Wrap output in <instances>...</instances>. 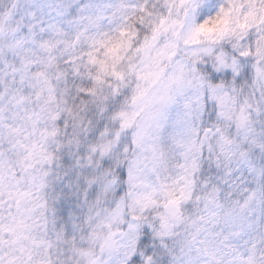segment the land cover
Here are the masks:
<instances>
[{
	"label": "clouds",
	"instance_id": "9594fccd",
	"mask_svg": "<svg viewBox=\"0 0 264 264\" xmlns=\"http://www.w3.org/2000/svg\"><path fill=\"white\" fill-rule=\"evenodd\" d=\"M0 264H264V0H0Z\"/></svg>",
	"mask_w": 264,
	"mask_h": 264
}]
</instances>
